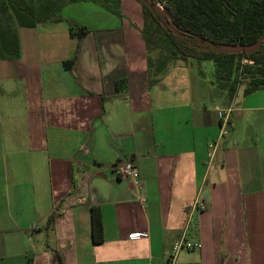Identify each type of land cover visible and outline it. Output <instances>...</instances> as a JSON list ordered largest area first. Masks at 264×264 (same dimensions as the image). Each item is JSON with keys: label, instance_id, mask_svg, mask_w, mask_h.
Masks as SVG:
<instances>
[{"label": "crops", "instance_id": "1", "mask_svg": "<svg viewBox=\"0 0 264 264\" xmlns=\"http://www.w3.org/2000/svg\"><path fill=\"white\" fill-rule=\"evenodd\" d=\"M143 23L17 27L19 57L0 60V264H169L181 237L201 246L173 264H264V89L211 106L182 63L154 76ZM215 106L232 109L220 140ZM128 160L138 191L112 170Z\"/></svg>", "mask_w": 264, "mask_h": 264}, {"label": "trees", "instance_id": "2", "mask_svg": "<svg viewBox=\"0 0 264 264\" xmlns=\"http://www.w3.org/2000/svg\"><path fill=\"white\" fill-rule=\"evenodd\" d=\"M144 19L141 30L147 51L153 48L164 52L162 60L154 63L149 54L148 67L152 74L165 72L176 60L212 61L219 80L227 83V97L231 100L236 88L244 83V94L264 89V43L247 55L214 52L211 45H251L264 33V0H151L161 6L159 11L148 0H136ZM76 0H0V60L16 59L20 54L17 27L33 28L64 22L61 9ZM185 34L175 35L166 27L169 20ZM71 36L81 38L89 32L83 24L66 22ZM73 55L65 64H73ZM247 61L243 63V61ZM53 216L47 225L53 223ZM91 240L103 242L102 216L99 208L90 209Z\"/></svg>", "mask_w": 264, "mask_h": 264}, {"label": "rangeland", "instance_id": "3", "mask_svg": "<svg viewBox=\"0 0 264 264\" xmlns=\"http://www.w3.org/2000/svg\"><path fill=\"white\" fill-rule=\"evenodd\" d=\"M133 1L136 3L139 10H135L136 8L133 6V2H128V0L124 2H121V0H76V2L66 4V6L61 9L60 15L64 22L72 23L73 29L76 32H78L76 24L86 25L93 30L102 29L103 26L108 25L113 28L131 25L134 29L141 22L142 12L139 3L136 0ZM159 7L162 9L161 6ZM138 11L140 12V17H138V15L136 16ZM157 13L160 14L159 11ZM137 28H139L141 33L142 28ZM148 47V52L154 63L163 59L164 52L153 48L152 44ZM174 63H182L183 67L188 69L189 82L191 83V89L194 87V95H197L199 91L202 90V97L204 96L206 103L211 106L215 101L214 99L218 97L216 93L219 91L218 89L222 91L223 87L227 88L228 86L226 82L219 80V77H217L215 66L212 61H198L194 59H188L187 61L176 60L170 62L168 66ZM240 86L245 87V84L241 83ZM195 100H197V98ZM216 101L218 102V100Z\"/></svg>", "mask_w": 264, "mask_h": 264}, {"label": "built area", "instance_id": "4", "mask_svg": "<svg viewBox=\"0 0 264 264\" xmlns=\"http://www.w3.org/2000/svg\"><path fill=\"white\" fill-rule=\"evenodd\" d=\"M247 61H243L245 63ZM214 111L216 113V116L219 121L220 131H219V137L220 140L222 137L226 136L228 133V130L230 128V116L232 113L231 107L226 108H219L217 106L214 107ZM218 140L215 142H212L209 144V150L207 153L208 161L209 163L213 160L216 149H217ZM113 172L116 174L117 177L125 180H129L132 184V187L138 191L141 188V179L139 176V172L137 167L134 165V163L131 160H128L126 162H116L112 166ZM135 202L143 205L145 203V198L141 194H137L135 196ZM195 206L197 208L204 209L205 204L201 201L196 202ZM139 235H133V237H138ZM200 243L198 242H190L184 240L182 237L173 242V244L170 247V250L168 252L167 261L169 264H173L177 255L181 251H194L200 248Z\"/></svg>", "mask_w": 264, "mask_h": 264}, {"label": "water", "instance_id": "5", "mask_svg": "<svg viewBox=\"0 0 264 264\" xmlns=\"http://www.w3.org/2000/svg\"><path fill=\"white\" fill-rule=\"evenodd\" d=\"M148 1L152 5V7L156 8L158 11H162V9L158 5L152 3L151 0H148ZM163 18L165 19L167 18L169 20L167 28L171 30L175 35L179 37L185 36L184 33L178 31L176 27L172 25V21L169 19L167 15H164ZM262 43H264V33H262L261 37L255 43L251 45H230V44L215 45V44H212L211 49L214 52H220L224 54L244 53V54L250 55L254 53L255 51H257L261 47Z\"/></svg>", "mask_w": 264, "mask_h": 264}]
</instances>
